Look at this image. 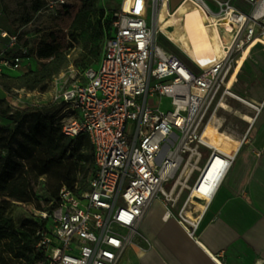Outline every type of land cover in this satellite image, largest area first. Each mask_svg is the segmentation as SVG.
I'll list each match as a JSON object with an SVG mask.
<instances>
[{"label":"built area","instance_id":"1","mask_svg":"<svg viewBox=\"0 0 264 264\" xmlns=\"http://www.w3.org/2000/svg\"><path fill=\"white\" fill-rule=\"evenodd\" d=\"M43 1L41 13L58 19L71 15L79 0ZM189 1L234 35L230 45L221 42L219 62L189 67L158 45L162 26L182 6L173 10L171 0H121L98 66L86 70L82 82L51 94L50 103L63 106L57 118L63 133L74 140L89 138L95 172L87 191L63 188L57 210L51 216L38 213L48 221L35 234L37 248L46 256L41 264H117L152 201L167 199L163 186L184 157H200L199 148L210 150L212 157L214 150L203 142V133L229 96L237 52L254 43L264 46V0H244L251 6L249 14L235 9L233 0H211L217 13L205 0ZM0 40L5 42L1 66L20 70L24 58H36L21 45L11 60L2 58L18 47L20 37L0 30ZM164 99L170 101L168 111L163 110ZM176 158L181 159L178 167L173 165ZM225 158L230 164L222 179L233 162ZM199 174L194 187L203 171ZM178 218L190 235L196 233L200 218Z\"/></svg>","mask_w":264,"mask_h":264},{"label":"crops","instance_id":"2","mask_svg":"<svg viewBox=\"0 0 264 264\" xmlns=\"http://www.w3.org/2000/svg\"><path fill=\"white\" fill-rule=\"evenodd\" d=\"M183 1L171 0L172 9L182 6ZM205 2L213 12H218L212 1L210 4L207 0ZM232 6L245 14L251 12L250 4L244 0H233ZM79 7L78 1L72 14ZM189 8L183 5L162 26L166 35L163 36L170 38L180 50L183 43L179 40L177 26H181L189 37H197L199 49L208 53L210 58L195 61L186 56L193 65L206 68L221 60V42L223 46L230 45L234 35L225 32L217 21L198 7ZM0 30L7 31L1 27ZM4 43L0 40V53L5 49ZM7 54L2 58L7 59ZM235 59L232 89L248 104L238 101L240 107L234 111L240 112L242 117L250 116L253 122L243 119L244 132L230 128L223 131V120L217 113L212 118L210 125L214 118L221 119V132L228 137L222 150L229 153L239 148V152L209 205L202 207L196 233L190 235L187 226L180 223L169 207L168 200L159 196L152 201L132 244L125 249L117 264H255L258 260L264 261V46L257 43L247 45L237 52ZM28 67L31 63L23 67L20 75L28 72ZM0 72L4 73L1 65ZM0 98L20 111L18 120L29 108L21 99L7 95L1 87ZM250 105L259 107L260 111L256 112ZM3 118L6 117L0 115V122ZM189 219L197 220L191 216Z\"/></svg>","mask_w":264,"mask_h":264},{"label":"trees","instance_id":"3","mask_svg":"<svg viewBox=\"0 0 264 264\" xmlns=\"http://www.w3.org/2000/svg\"><path fill=\"white\" fill-rule=\"evenodd\" d=\"M80 7L74 16L69 29L72 43L82 45L84 51L91 58L80 62L77 66L85 71L95 68L103 56L104 45L113 34L114 17L109 18L100 0H79ZM44 1L37 5L36 10H42ZM39 61H44L41 69L30 70L22 75L10 76L0 74V87L7 95L13 92L26 91L45 94L48 83L59 75L68 64V53L58 46L43 45L36 53ZM84 71V72H85ZM13 107L9 102L0 98V115L5 116ZM63 106L46 104L33 107L26 111L18 121L7 125H0V264H41L46 256L42 249L37 248L36 230L48 224L47 220L34 223L33 233H20L15 226L14 219L8 212L12 199L16 202L30 205L32 198L28 190H21L23 175L20 169L27 168V162L32 161L40 167V176L48 173L52 167L71 164L76 160L83 162V186L77 187L76 171L64 176L63 187L58 189L49 200L48 212L51 216L58 208L60 192L66 188L73 192L87 191L90 180L95 172L94 149L86 135L71 139L63 133L58 116ZM20 117V111L9 118ZM56 122V123H55ZM85 137L86 144L82 145ZM73 162L70 166L75 165ZM28 171V170H27ZM29 172H25L27 174ZM89 178V179H88ZM87 181V182H86Z\"/></svg>","mask_w":264,"mask_h":264},{"label":"rangeland","instance_id":"4","mask_svg":"<svg viewBox=\"0 0 264 264\" xmlns=\"http://www.w3.org/2000/svg\"><path fill=\"white\" fill-rule=\"evenodd\" d=\"M188 2L190 1L188 0L185 5L186 7L191 8L192 5ZM207 2L210 4L211 0H207ZM40 3L41 0H0V27L12 34H17L20 37L18 47L7 54L6 58L8 60H11L12 57L18 54V48L20 45L27 48L31 55H34L45 44L58 46L60 50L69 54L67 66L59 75L55 76L48 83L45 94L40 92L29 93L26 91H17L10 95L12 98H19L25 102L29 107L26 109V111L33 107L49 104L51 100V94H55L67 87H70L73 84L82 82L83 73L85 70L81 67H78L77 65L80 62L87 61L91 58V56L86 54L82 45L72 43L69 37V29L78 10L74 14L56 19L47 14L41 13V10H36L35 7ZM120 3L121 0H100V6L104 8L106 16L109 18H113L118 12ZM168 31L171 32L172 30L168 29ZM176 31L179 32V40L183 43L181 50H183L185 53L163 35L158 36V45L163 47L166 51L179 56L189 67H193V64L186 54L189 57H192L195 61H201L210 58L208 53L202 52L199 49V41L197 37H189L187 32H185L181 26H177ZM162 32L164 34L163 29ZM29 63H31V67H28V69L39 70L44 64V61H39L34 57L24 58V66H22L20 70H14L2 65V68H4V73L0 72V74H7L10 76L20 75L22 73L23 67H27ZM231 91L235 93L233 89ZM222 102L223 104L221 108L218 107L216 110L218 117H220L224 122V127L222 130L225 131L230 128L244 132L246 130V126L243 119L250 123L253 122V119L248 115L242 117L240 112L237 113L234 111L236 108L240 107V103L232 97L226 95ZM163 105L164 111L171 109L170 101L168 99L163 100ZM20 108L24 107L20 106ZM15 110L16 109H14V107H11L9 113L4 116L6 118L1 120L0 125H7L12 121H18V119L9 118L15 112ZM218 117H216V119L221 121V119ZM221 128L217 134L210 132L206 128L204 134V138L210 147L219 151H223L222 148L226 143V134L221 132ZM86 140L87 139L85 137L82 138L83 146H85ZM170 150H175V148L170 147ZM198 151L201 153V156H193L190 160H188V156L186 155L174 178L163 186L165 191L170 192L167 196V200L173 213L177 216H179V214L187 216L188 219L190 216H193L196 219L200 217L201 213L203 212L202 207L205 206V204L198 202L196 198L207 197L209 192V188H207L205 185H201V187L198 185V187L195 189L192 187L199 175L197 170L191 174V178H189L187 182V178H182L185 168L187 167L186 164L188 162L190 163L189 168L200 169L204 166L211 154L210 150L206 148H199ZM73 162H75V165L70 166ZM26 164V169L21 168L19 170L20 174L23 175L21 190L25 188L28 190L29 196L32 198V203L27 205L8 198H6V200L11 202V206H8V212L14 219L16 229L20 233L30 231L32 234L35 227L34 223L40 220V215L38 213L49 210L51 204L49 203V200L59 188L61 189L63 187L62 184L66 174L76 171V186L81 187L84 185V183H81L83 179V170L81 169V166H83L84 163L74 158L71 161V164L67 163L66 165L64 164L62 166H54L50 168L48 173L44 176L39 175L40 167L36 166L34 162L29 161ZM25 172L29 173L24 174ZM205 176L211 185L216 181V173L214 169L210 171L207 168ZM179 178H182V185H180V187L178 186L175 191L172 192ZM185 186H187V188H185ZM190 187H192L191 190H193L192 196L190 198L191 203H189V197L191 195L189 189Z\"/></svg>","mask_w":264,"mask_h":264},{"label":"bare ground","instance_id":"5","mask_svg":"<svg viewBox=\"0 0 264 264\" xmlns=\"http://www.w3.org/2000/svg\"><path fill=\"white\" fill-rule=\"evenodd\" d=\"M219 61H220V60H218L217 62H219ZM217 62H215L214 64H216ZM214 64H213V65H214ZM213 65H211V66H213ZM209 67H210V66H209ZM206 68H208V67H206ZM232 82H233V80L231 79L230 82H229V84H228V91H230V92H229V96L232 97L233 99L237 100V101H240V102H243V103H245V104H248V103H246L244 100H242L240 97H238L235 93H233V92L231 91V90H232ZM222 104H223V102L219 105V108H221ZM250 106H251L253 109L256 110V106H252V105H250ZM216 113H217V111L215 112V114H216ZM215 114H214V116H215ZM214 116H213V117H214ZM213 117H212V118H213ZM212 118H211V120H212ZM211 120L208 122L206 128H207L210 132L217 134L218 131H219L220 128H221L222 122L219 121V120H217L216 118H214L212 124L210 125ZM206 128H205V130H206ZM205 130H204V133H203V137H202V139H203V142H204L208 147H210V145L206 142V139L204 138ZM227 136H228V135H227ZM225 138H228V137H225ZM229 141H230V140H229ZM232 142H233V141H232ZM210 148H211V147H210ZM211 149L214 150V153L212 154V157H211V158L207 159V161L205 162V164H204L202 170H200L199 168H194V169L189 168V164H190V163L188 162V163L186 164L187 167L185 168V171H184L183 176H182V178H187V180H186V182H187V181L189 180V178H191L190 176H191V174H193L194 171H196V170H197L198 172H202V171H203V174H202V176H201L199 182L197 183V185H196L195 187H194V185H193L192 187L195 189L196 187H198V185H200L199 187H201V185H205L207 188H209V192H208V194H207V197H204V198H196L197 201H199V202H201V203H204L206 206L209 205V203L211 202V200H212V196H213V193L216 191V188L218 187V184H219L220 180H221L222 177H223L225 166H227V165L230 164L229 160H227L225 157H228V158H230V159L233 160L234 157L236 156V154L239 152V148H237V149H235L233 152H229V153H227V152H225V151H219V150H216V149H213V148H211ZM163 155H164V152L162 153V156H163ZM180 162H181V159L176 158V159L173 161V165L176 166V167H178L179 164H180ZM220 162H221V164H220ZM190 167H191V166H190ZM207 168H208L210 171H212V169H214V170H215V173H216V178H215L216 181H215L214 184H212V185L209 184V181L206 179V176H205V173H206ZM181 175H182V174H181ZM199 175H200V174H199ZM180 177H181V176H180ZM182 178H179V179H178V181L176 182L175 187H174V189H173L172 192H174L175 189H176L178 186L180 187V185H182V184H181ZM183 181H184V179H183ZM195 183H196V182H195ZM192 187L189 188V189H190V192H191V195H190V197H189V203H191L190 198H191V196H192V191H193V190H191ZM185 188H187V186H185ZM165 192H166V191H165ZM169 193H170V192H166V195L168 196ZM171 194H172V193H171ZM202 199H204V200H202ZM191 217H193V216H191ZM190 221H191V220H190Z\"/></svg>","mask_w":264,"mask_h":264}]
</instances>
